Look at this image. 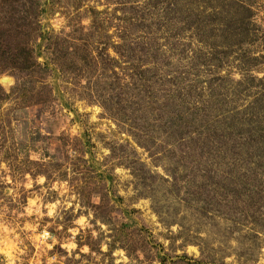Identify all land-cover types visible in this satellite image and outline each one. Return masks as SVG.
<instances>
[{
    "label": "rangeland",
    "instance_id": "374dc122",
    "mask_svg": "<svg viewBox=\"0 0 264 264\" xmlns=\"http://www.w3.org/2000/svg\"><path fill=\"white\" fill-rule=\"evenodd\" d=\"M0 264H264V0H0Z\"/></svg>",
    "mask_w": 264,
    "mask_h": 264
}]
</instances>
